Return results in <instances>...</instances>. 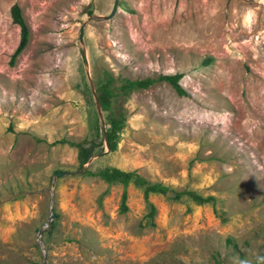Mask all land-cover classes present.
<instances>
[{"label": "rangeland", "instance_id": "374dc122", "mask_svg": "<svg viewBox=\"0 0 264 264\" xmlns=\"http://www.w3.org/2000/svg\"><path fill=\"white\" fill-rule=\"evenodd\" d=\"M14 2L28 38L10 61ZM112 2L0 0V264H252L264 251V0H117L104 18ZM107 72L114 85L180 72L185 92L155 81L118 95L116 146L94 156L92 88ZM60 138L93 140L84 168L214 201L149 193V217L129 181L120 211L121 183L82 172Z\"/></svg>", "mask_w": 264, "mask_h": 264}, {"label": "trees", "instance_id": "16d2710c", "mask_svg": "<svg viewBox=\"0 0 264 264\" xmlns=\"http://www.w3.org/2000/svg\"><path fill=\"white\" fill-rule=\"evenodd\" d=\"M9 15L11 17V21L15 23L19 28L18 40L10 54V61L14 59V57L23 49L26 44L28 38V27L21 15L20 7L17 3H12L9 7ZM210 58H205L204 61H209ZM180 72H174L171 74H158L155 77L146 76L143 78L136 79H124L119 84L114 85V77L111 73H104L103 78L97 81L95 85V93L100 105V108L103 110H107V114L105 115V135L108 150H113L116 146V139L118 137V131L123 125V115L120 112H115L112 109V102L118 95H127L133 89L145 88L148 85L154 83L155 81H166L168 82L172 88L175 90L177 94H184L183 88L178 83V79L180 78ZM96 128L98 130L97 118ZM101 140L103 141L102 133ZM58 142H67L70 145L75 146L76 148V161L77 167L87 175L97 176L104 180L106 183L111 184L115 182L121 183V191L119 196V210H126L125 197L126 191L125 186L130 181L135 186H142V196L146 200L148 210L146 215L151 217L154 213V206L151 202H149L146 197L149 193H161L167 195L172 200H178L181 196L185 195L193 200L195 203L200 204L204 202L213 203L214 197L210 194L201 195L195 192L192 189H175L170 187L167 184H164L159 181H149L146 178L142 177L134 170H124L116 166L112 165H103L94 170L89 168H84V163L87 158L93 153L94 147L96 144L93 140L82 139L79 141H67L64 138L57 139ZM101 143V142H100ZM105 191L99 194V197L104 194ZM56 216V214H54ZM264 258V251H262L259 255V258L253 261L252 264H262Z\"/></svg>", "mask_w": 264, "mask_h": 264}, {"label": "water", "instance_id": "95a60500", "mask_svg": "<svg viewBox=\"0 0 264 264\" xmlns=\"http://www.w3.org/2000/svg\"><path fill=\"white\" fill-rule=\"evenodd\" d=\"M116 2H117V0H113L110 10H109V12L107 14H105L103 16L104 18H108V17H110L113 14V12L115 11ZM88 18H89V16H88ZM82 30H83V24H81L79 29H78V40L80 42L82 40ZM84 62L86 63L85 59H84ZM85 73L88 76L87 69L85 70ZM89 85L92 88L90 80H89ZM92 96H93L95 110H96V113H97V116H98V119H99V123H100V126H101V133H102V137H103V143H104V146H105V150L98 151V152L94 153L93 155L94 156H101V155L105 154L108 151L106 135H105L104 119H103V116H102V113H101V108H100L96 93H95L93 88H92ZM93 155L89 156L86 161H90ZM60 173H62V171H57V172H55V175H60ZM53 216H54V213L50 212L49 218L47 219L45 224H47V222ZM39 232H40V228L37 229V236H39Z\"/></svg>", "mask_w": 264, "mask_h": 264}]
</instances>
